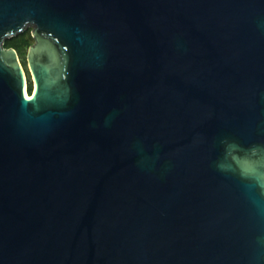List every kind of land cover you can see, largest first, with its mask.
<instances>
[{
  "label": "water",
  "instance_id": "1",
  "mask_svg": "<svg viewBox=\"0 0 264 264\" xmlns=\"http://www.w3.org/2000/svg\"><path fill=\"white\" fill-rule=\"evenodd\" d=\"M0 264H264V0H0Z\"/></svg>",
  "mask_w": 264,
  "mask_h": 264
},
{
  "label": "trees",
  "instance_id": "2",
  "mask_svg": "<svg viewBox=\"0 0 264 264\" xmlns=\"http://www.w3.org/2000/svg\"><path fill=\"white\" fill-rule=\"evenodd\" d=\"M33 38L31 37V34L28 31H24L10 39H6L4 42L5 48H12L17 53H20L22 48L29 47L32 45L31 41ZM34 41V40H33ZM31 90L28 89V94H30Z\"/></svg>",
  "mask_w": 264,
  "mask_h": 264
},
{
  "label": "rangeland",
  "instance_id": "3",
  "mask_svg": "<svg viewBox=\"0 0 264 264\" xmlns=\"http://www.w3.org/2000/svg\"><path fill=\"white\" fill-rule=\"evenodd\" d=\"M32 27L31 26H26L23 30L24 31H28L30 34H31V31H32ZM31 43L33 44L34 41L32 40ZM30 47V46H29ZM29 47H25V48H22V52H23V55L25 57V60H26V63H27V56H28V50H29ZM27 72H28V89L30 88L31 92H33V89H34V84H33V81H32V78H31V75L29 73V68H28V63H27Z\"/></svg>",
  "mask_w": 264,
  "mask_h": 264
},
{
  "label": "flooded vegetation",
  "instance_id": "4",
  "mask_svg": "<svg viewBox=\"0 0 264 264\" xmlns=\"http://www.w3.org/2000/svg\"><path fill=\"white\" fill-rule=\"evenodd\" d=\"M28 74V73H27ZM31 93V92H30Z\"/></svg>",
  "mask_w": 264,
  "mask_h": 264
}]
</instances>
